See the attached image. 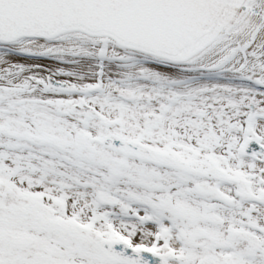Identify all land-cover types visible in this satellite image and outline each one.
<instances>
[{
	"label": "snow or ice",
	"instance_id": "6c2138e0",
	"mask_svg": "<svg viewBox=\"0 0 264 264\" xmlns=\"http://www.w3.org/2000/svg\"><path fill=\"white\" fill-rule=\"evenodd\" d=\"M0 264H264V0H0Z\"/></svg>",
	"mask_w": 264,
	"mask_h": 264
}]
</instances>
